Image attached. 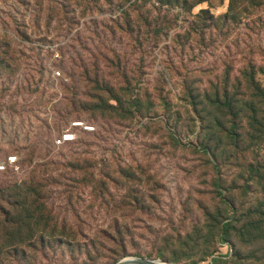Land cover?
<instances>
[{
	"label": "rangeland",
	"instance_id": "374dc122",
	"mask_svg": "<svg viewBox=\"0 0 264 264\" xmlns=\"http://www.w3.org/2000/svg\"><path fill=\"white\" fill-rule=\"evenodd\" d=\"M230 2L0 0V162L18 168L0 173V206L34 180L83 235L0 264H264V140L205 99L264 113V0ZM74 122L92 130L56 147Z\"/></svg>",
	"mask_w": 264,
	"mask_h": 264
},
{
	"label": "trees",
	"instance_id": "16d2710c",
	"mask_svg": "<svg viewBox=\"0 0 264 264\" xmlns=\"http://www.w3.org/2000/svg\"><path fill=\"white\" fill-rule=\"evenodd\" d=\"M156 1L166 6H171L170 2L172 3V1L174 2L173 5H175V2L189 4V0ZM203 1L205 2V0ZM234 4L235 0H231L230 12ZM62 10H64L63 7L59 8L57 13H62ZM130 11L131 9L125 15L129 16ZM257 89L260 93L258 98L262 100L258 105L264 106V87L258 83ZM205 99L214 108L229 113L240 108L239 113H236V115L242 114L251 129V131H247L245 137H249L250 142H263L264 113H258L259 109L254 103H249L245 99H241L235 103V101L228 100L219 91H216L215 94L207 93ZM110 100H114L117 104L121 102L117 96L112 97ZM106 106L109 109H115V106L109 102H107ZM250 106L252 109H250ZM248 112H252V115H248ZM230 136L232 138L233 134ZM21 186V184L15 183L14 186L6 187L2 191L7 207L3 208L0 206V218L2 219L0 220V257L4 255L3 251L8 249L30 247L31 250L39 253H46L48 251V253L53 254L57 250L60 252L64 246L69 248L71 245L80 244L79 240H81V236L83 237V235L78 231L67 228L64 225L66 221L64 223L56 222L52 213L47 211L48 206L46 205V201H44L43 191L38 188V184L34 180L25 188ZM239 222H241V218L236 219L232 224ZM232 224L226 223L223 227V232H228L229 228L227 229V227L231 228ZM247 229H249V226H247ZM116 235L119 237L121 232H116ZM86 250L90 252L95 251L94 248H86ZM237 256H241L239 252Z\"/></svg>",
	"mask_w": 264,
	"mask_h": 264
},
{
	"label": "built area",
	"instance_id": "2783aa9c",
	"mask_svg": "<svg viewBox=\"0 0 264 264\" xmlns=\"http://www.w3.org/2000/svg\"><path fill=\"white\" fill-rule=\"evenodd\" d=\"M58 76L59 73H56ZM84 129L85 131H91L92 127L84 125L81 122H74L72 126L65 130L58 138H56L54 145L58 148L70 144L76 141V134L73 130ZM8 168L17 170V160L16 157H8L3 162H0V173L5 172Z\"/></svg>",
	"mask_w": 264,
	"mask_h": 264
},
{
	"label": "water",
	"instance_id": "95a60500",
	"mask_svg": "<svg viewBox=\"0 0 264 264\" xmlns=\"http://www.w3.org/2000/svg\"><path fill=\"white\" fill-rule=\"evenodd\" d=\"M117 264H168L164 261H161L160 259L155 258H130L122 260L121 262Z\"/></svg>",
	"mask_w": 264,
	"mask_h": 264
}]
</instances>
